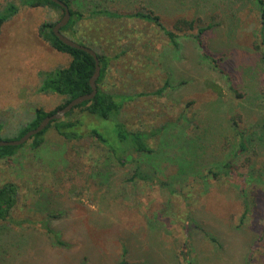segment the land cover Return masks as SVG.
<instances>
[{"label":"rangeland","instance_id":"obj_1","mask_svg":"<svg viewBox=\"0 0 264 264\" xmlns=\"http://www.w3.org/2000/svg\"><path fill=\"white\" fill-rule=\"evenodd\" d=\"M10 2L18 12L0 32L7 142L20 139L37 107L52 112L62 103L37 92L38 73L70 62L39 37L62 12L22 0H0V10ZM72 8L84 18L63 36L106 57L102 88L125 102L118 120L151 134L152 153L134 158L174 193L130 182L133 164L119 167L92 139L67 141L51 128L38 150L29 140L0 159V188L16 187L0 219V264H264V28L255 0H74ZM99 10L151 13L179 47L154 23L91 15ZM208 26L200 46L194 36ZM113 121L89 129L113 145ZM226 162L249 172L250 183L211 177Z\"/></svg>","mask_w":264,"mask_h":264},{"label":"trees","instance_id":"obj_2","mask_svg":"<svg viewBox=\"0 0 264 264\" xmlns=\"http://www.w3.org/2000/svg\"><path fill=\"white\" fill-rule=\"evenodd\" d=\"M67 5L70 12V20L68 23L61 28V33L66 30L73 29L82 19L84 18L82 13L78 10L72 8L74 0H60ZM23 4L31 8L46 7L54 10H59L62 12V17L64 11L60 6L51 2L50 0H22ZM258 6V14L260 23L264 28V1L255 0ZM18 12V7L10 2L0 10V32L1 27L4 23L8 22L14 15ZM93 16H103L108 19H120V18H136L145 20L147 22L154 23L159 27L163 34L169 40V43L174 47L178 48L179 44L176 41V34L172 31L166 30L160 23L159 18L152 16L150 14H145L142 12L133 13L130 15H119L107 10H99L91 12ZM61 21V20H60ZM44 23L39 29V37L49 44L51 48L59 53L67 54L70 57V62L67 67L56 68L49 71H41L38 73L40 84L37 89L39 94L49 95L56 94L63 97L62 103L52 112H45L43 109L37 107L34 110L31 119L23 126V131L21 133L22 137L29 130L35 129L40 122L47 116L54 114L57 110L64 108L71 100L89 94L91 92V87L89 84L90 78L95 72V60L88 53L70 48L64 45L53 33V27L59 23ZM185 22L179 21L175 25V30L180 31L184 27ZM188 29H193L194 22H186ZM211 29L210 26L199 28L197 35L194 36L198 45L202 46V34ZM99 61L100 76L96 81L97 94L96 96L88 102H84L79 106H76L70 112H68L65 117L60 121H53L40 133L33 136L30 139L29 148L32 151H36L44 142V138L49 129L53 128L54 131L62 138L67 141H80L83 139L90 138L96 144H99L103 151H105L110 158L113 159L119 167H125L128 164H133L135 166L134 171L129 178L130 182L138 181L143 183H158L160 187L166 189L170 193H174V189L170 183L159 180L155 176H152L141 168L140 162L134 158L135 154H151L153 149L149 144L151 139V134L140 132V131H129L125 124L120 122L118 118L122 114L125 102L120 96L114 93H110L104 88H102L106 73L108 71V61L105 56L95 52ZM209 60L216 62L207 53H204ZM167 85V84H166ZM165 89V88H163ZM158 90L156 93L161 94L162 90ZM77 112V113H76ZM86 118H91L92 122L84 123ZM110 121L114 120V127L116 129L114 144L111 145L110 138L107 136L106 132L103 130L89 129L91 126H97L99 121ZM234 123V120H232ZM112 122V121H111ZM165 126L159 128L157 132L160 134ZM2 129V124L0 123V133ZM153 135V134H152ZM240 134L241 141L240 152H246V142ZM1 141V139H0ZM25 144L21 146H4L0 147V159H9L16 155L19 149H22ZM233 168L231 162H226L222 165H217L214 168L208 170V173L214 179L228 178L233 180H242L244 185L250 183L251 175L249 172H236ZM99 173V169L95 172ZM264 177V174H262ZM15 195L16 187L14 185L8 184L0 188V219H4L8 211H10L15 205ZM214 242L213 240H211ZM188 247V245H187ZM185 264H193L189 258H185ZM120 264H138V263H128L126 261H121Z\"/></svg>","mask_w":264,"mask_h":264},{"label":"water","instance_id":"obj_3","mask_svg":"<svg viewBox=\"0 0 264 264\" xmlns=\"http://www.w3.org/2000/svg\"><path fill=\"white\" fill-rule=\"evenodd\" d=\"M50 1L57 4L58 6H60L62 8V10L64 11V15H63L61 21L59 23H57L52 29L54 35L64 45H66L70 48H73V49L82 50V51L88 53L90 56H92V58L95 60V72L89 80L91 92L89 94H85V95L79 96V97L71 100L64 108L59 109L54 114L45 117L35 129L29 130L28 132H26L22 137H20V139L15 140V141H8V142L7 141H0V147L21 146V145L27 143L33 136L42 132L49 125V123H51L53 121L62 120L65 117V115L68 112H70L72 109H74L76 106H79L84 102L91 101L97 94L96 81L100 76V67H99V61H98L96 53L93 50H91L87 47H84L82 45L76 44L75 42H73V41L69 40L68 38H66L65 36H63V34L61 33L60 30L70 20L69 8L67 7L66 4H64L60 0H50Z\"/></svg>","mask_w":264,"mask_h":264}]
</instances>
